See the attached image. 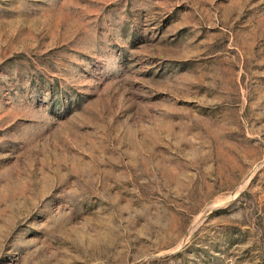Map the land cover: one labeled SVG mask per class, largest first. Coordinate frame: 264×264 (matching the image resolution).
<instances>
[{
    "label": "rangeland",
    "instance_id": "1",
    "mask_svg": "<svg viewBox=\"0 0 264 264\" xmlns=\"http://www.w3.org/2000/svg\"><path fill=\"white\" fill-rule=\"evenodd\" d=\"M0 264H264V0H0Z\"/></svg>",
    "mask_w": 264,
    "mask_h": 264
}]
</instances>
